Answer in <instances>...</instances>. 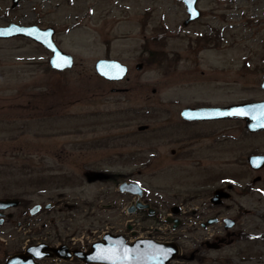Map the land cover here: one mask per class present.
<instances>
[{
    "label": "rangeland",
    "instance_id": "obj_1",
    "mask_svg": "<svg viewBox=\"0 0 264 264\" xmlns=\"http://www.w3.org/2000/svg\"><path fill=\"white\" fill-rule=\"evenodd\" d=\"M183 7L181 0H23L14 8L0 0V26L54 27L56 42L75 58L72 68L55 71L37 42L0 38V199L22 200L0 225V264L30 243L81 245L97 238V229L134 225V216L119 214L132 199L121 200L119 182L101 181L100 174H123L169 194L171 206L204 188L225 189L235 176L239 186H253L239 201L264 203V169L243 166L249 153H264V134L249 133L245 121L201 124L191 155L178 153L186 144L181 137L192 131L179 122L184 106L264 100V0H201L204 17L215 9V46L198 39L212 33L203 21L180 28ZM161 14H169L168 30ZM101 58L126 63L128 76L105 80L95 69ZM115 202L119 208L103 211L101 221L88 216L89 204ZM34 204L52 207L31 216ZM222 213L229 214L228 205ZM208 231L226 237L214 225L180 238L187 256L196 247L202 256L182 264H264V256L239 244L202 245Z\"/></svg>",
    "mask_w": 264,
    "mask_h": 264
},
{
    "label": "flooded vegetation",
    "instance_id": "obj_2",
    "mask_svg": "<svg viewBox=\"0 0 264 264\" xmlns=\"http://www.w3.org/2000/svg\"><path fill=\"white\" fill-rule=\"evenodd\" d=\"M183 5L184 7L182 8L183 10L182 13L184 14V17L182 20V24L180 25V28L185 29L187 27L194 26L199 21H203L204 26L207 27L208 30L212 33L210 35H205V34L201 35L199 36L198 39L199 40L210 39V41L212 40V44L215 46V23L212 21L213 17H215V9H211L210 10L211 12L208 13V15L210 16L209 19L206 18V16L204 17L205 15L204 11L198 8L199 16L193 20H190L188 9L186 8L184 3ZM151 14L152 13H150V15ZM167 18L165 14H161V22L164 25L163 26L164 30L169 29L167 27L168 23H165L166 21L168 22L170 19L169 14L167 15ZM263 80H264V72H263L262 83ZM262 83H261V87H262ZM252 102H257V101H252ZM207 107L215 108V103H209L203 105L202 104L186 105L180 110L179 112V116L181 117V120L179 121L180 124L183 127L191 128L192 131L190 133L186 132L187 135L181 137L180 141L186 142V144L184 147H181V149L178 150V153L181 152V154H185V156L188 157L191 155L190 152L192 151L190 152L188 151V146L192 145L194 140L197 139L195 135L197 132L196 128L200 127L201 124H215V121L229 120V119L215 120V119L183 118L182 116V112L186 109H199V108H207ZM148 129H149V125L148 128H146L145 130ZM248 132L255 135L264 134V132L252 133L249 130ZM176 133L178 132H175V134ZM184 138L185 140H182ZM172 153L176 154V149H172ZM257 155H264V153H258L257 151L249 153L244 162L245 164H243V166L247 165V167H249L253 171L263 170L264 169L263 164L261 166H256L250 160L251 156H257ZM105 175L106 176L100 174L101 181H108V179H111L110 178L111 176L113 175L116 176V179L119 182L116 187V192L117 195L121 198V200H123V198L132 199L131 202L128 204V206L124 207L121 213L119 214L134 216L135 217L133 219L134 225L128 224L126 229H124L121 226L117 228L112 227L111 229L109 228L108 230L102 231L101 233H100L101 230L97 229L95 232H93V236L96 235L98 236L97 238L94 239V243L104 242L105 236L107 235L122 236L127 244H133L138 240H149V241L157 242L159 244H169L175 242L179 246V254L176 259L169 261L167 264H182L184 261L188 259L189 260L202 259V256L199 254L200 249L197 247L190 252V255L187 256V254L184 252V248H182L181 245L178 244L180 238L182 239L183 237L188 236L190 233H193V231L200 232L201 230H210L212 226L220 225L225 229L226 237L220 236L217 233V231L211 233L208 231L209 235H207L206 240L202 241V245H206L208 247L207 242H209V244H215V249L218 248L220 249L221 246H225L227 244H231V245L239 244L240 247H243L242 248L243 250L245 251L248 250L247 254H253L254 256H257L259 254L260 255L259 257L264 256V203L258 205V208H256V206L251 208L249 206H246L238 199L239 196L244 197L248 194V192H251L253 186L250 185V183L245 184L243 186L241 185L239 186V184L236 182L237 178L235 176H232L233 183L232 182L229 183L227 188L225 189H222L221 187L215 189V187H213L212 190H205L207 188H204V190L202 189L198 190L196 194H191L187 199L183 200L179 206L178 205L171 206V198L169 194L167 195L165 193H156V192L152 193L147 188L142 187V185H141L142 187L141 194L131 193L128 190H121V183L132 182L134 180H128L123 176V174H109V175L105 174ZM88 178L89 181L92 182L90 177ZM258 180H261V177H256L254 179L255 182ZM218 189H222L225 192H228L229 196L220 197V199L215 200V196H216L215 192ZM260 194H263L264 196V193H260ZM21 201L22 200L19 201V205L17 207H13V208L22 207ZM227 201H229V204H226ZM117 202L105 204V206H101V208L97 207L95 203H91L89 204L90 213L88 214V216L91 218V220L101 221L103 218L102 215L103 211L111 208H115V209L119 208L120 203L117 204ZM123 203L125 202H121V204ZM139 203L142 204L143 207H140L138 205ZM27 204L28 202L26 203L25 206H27ZM46 205L47 204H45L44 206ZM227 205H228L229 214L224 215V213H222V210L225 209ZM184 206H187L189 210L183 209ZM131 207H133L134 209L133 211H131L130 209ZM10 209L12 208L1 211L2 214L0 215V225H4L8 217H12V213L8 212V210ZM23 212L24 214H26L27 209H24ZM258 219L262 220L260 224L257 222ZM210 220H215V222L213 224H208ZM226 220L229 221L228 225L230 227L228 228L226 227L227 224ZM137 221L142 224L143 226L142 228H138L136 226ZM255 221H256V225L254 229L261 228L257 230V232L252 231L253 228L251 227V224H253V222ZM180 228L184 229V231L178 232ZM141 231H144L147 234H143ZM173 231L177 232L176 237L171 235ZM31 245L34 244L33 243L27 244V246H24L23 249L18 253H22L26 251ZM65 245L67 246L66 252L71 254L69 258L64 259L58 256H49L39 259L38 262H40L41 264H107L103 262H86L80 259L79 257H77L74 254L75 251L81 250L80 249L81 245H79L78 243L75 244L65 243ZM246 246L249 248L247 249ZM90 251L91 250L89 249L85 252H90ZM52 260L54 261L50 263L47 262Z\"/></svg>",
    "mask_w": 264,
    "mask_h": 264
},
{
    "label": "water",
    "instance_id": "obj_3",
    "mask_svg": "<svg viewBox=\"0 0 264 264\" xmlns=\"http://www.w3.org/2000/svg\"><path fill=\"white\" fill-rule=\"evenodd\" d=\"M22 0H12V6L16 7ZM188 9L190 20L199 16V0H182ZM56 30L53 27L42 28L38 25L25 26L11 22L7 26H0V38L27 37L41 44L46 50L52 53L50 65L53 69L63 71L72 68L75 60L72 54L65 52L55 41ZM68 63L62 67H56L57 63ZM137 68H142L138 64ZM97 73L109 81L123 80L129 73V67L119 60L102 58L95 65ZM264 88V80L262 83ZM241 113V114H236ZM183 118L198 119H238L245 121L246 128L253 132H264V100L257 102H247L232 104L229 106L207 107L199 109H186L182 112ZM148 128V125H140L139 130ZM250 160L256 166L264 165V155L251 156ZM121 190H128L131 193L141 194L142 188L137 182H123ZM215 200L220 197H228L229 193L222 189L215 192ZM19 205V200L14 198L0 199L1 210ZM143 207L142 204H138ZM47 205L46 208H49ZM42 205H36L31 209V215L38 213ZM133 211V207L130 208ZM215 220H210L208 224H213ZM226 220V227L228 225ZM208 247L215 248V244H209ZM66 245L53 247L42 243L31 246L26 252L11 256L5 264H41L37 260L58 256L69 258L71 254L66 252ZM77 257L86 262H103L107 264H167L169 261L177 258L179 247L176 243L159 244L149 240H139L133 244H127L122 236H105L104 242L95 243L90 252L75 251Z\"/></svg>",
    "mask_w": 264,
    "mask_h": 264
},
{
    "label": "snow or ice",
    "instance_id": "obj_4",
    "mask_svg": "<svg viewBox=\"0 0 264 264\" xmlns=\"http://www.w3.org/2000/svg\"><path fill=\"white\" fill-rule=\"evenodd\" d=\"M67 63H68V61L65 60L63 64H61V63H57L55 66H56V67H62V66H65ZM236 114H241V113H236Z\"/></svg>",
    "mask_w": 264,
    "mask_h": 264
},
{
    "label": "trees",
    "instance_id": "obj_5",
    "mask_svg": "<svg viewBox=\"0 0 264 264\" xmlns=\"http://www.w3.org/2000/svg\"><path fill=\"white\" fill-rule=\"evenodd\" d=\"M110 178H111V179H113V178H114V179H116V176H115V175H113V176H111ZM116 180H117V179H116Z\"/></svg>",
    "mask_w": 264,
    "mask_h": 264
}]
</instances>
